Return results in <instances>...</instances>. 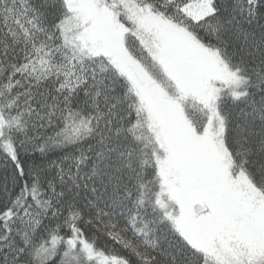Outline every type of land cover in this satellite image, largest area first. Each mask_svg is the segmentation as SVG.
<instances>
[{
	"label": "snow or ice",
	"instance_id": "1",
	"mask_svg": "<svg viewBox=\"0 0 264 264\" xmlns=\"http://www.w3.org/2000/svg\"><path fill=\"white\" fill-rule=\"evenodd\" d=\"M0 264H264V0H0Z\"/></svg>",
	"mask_w": 264,
	"mask_h": 264
}]
</instances>
